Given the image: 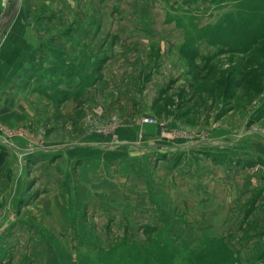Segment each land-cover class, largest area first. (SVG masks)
I'll return each mask as SVG.
<instances>
[{
    "label": "rangeland",
    "instance_id": "obj_1",
    "mask_svg": "<svg viewBox=\"0 0 264 264\" xmlns=\"http://www.w3.org/2000/svg\"><path fill=\"white\" fill-rule=\"evenodd\" d=\"M80 1L23 0L24 14L42 28L44 47L40 57L45 62V71L50 70L51 59L61 67L69 62V72H73L77 85L68 95L60 88L69 80L68 72L59 71L56 77H48V73L42 78L45 88L37 91H42V98L29 95L23 99L27 103V108L21 112L24 116L19 118L18 103L13 107L15 101L11 102L10 121L0 113V137L3 138L0 151L5 154L0 164V264H165L170 259L171 264H179L189 249H197L202 240L210 236H219L226 242L235 258L233 264H264V202L250 207L249 212L248 207L243 208L244 204L251 206L248 199L241 204L229 203L224 212H202L193 202L189 204L193 196L181 198L169 187L170 181L162 175L158 177L152 170L153 163L152 166L144 163L143 169L140 162L118 167L107 165L116 157L127 156L114 149L115 142L108 150L101 148L91 153L66 148L53 155L34 152L27 156L14 151L16 147L33 148L44 143H79L89 135L109 136L115 140L123 126L144 124L149 133L176 143L217 137L215 144L220 147L223 143L224 148L202 152L214 160L232 155L236 159L241 157L242 146L238 142L247 141L254 161L251 165L239 166L244 172L240 179L236 175L235 192L248 175L252 184H261L264 174V164L259 161L264 155V13L256 17L259 20L244 46L240 41H247L248 23L231 25L236 37L235 42L228 41L230 49V46L222 47L218 43L222 40L213 32L210 37L206 29L199 30L193 18L216 13L215 26L224 22L229 12L246 15L247 7L243 10L239 1L164 3L160 10L166 9L170 16L177 18L176 24L184 28L183 42L173 49L168 47L166 34L158 23L152 25L153 28L141 27L145 33L150 29V35L137 32L138 60L144 69L150 68L139 82L146 80L149 87L139 83L144 105L132 111V103H124L112 95L118 77L112 80L106 74L107 69L99 76L97 73L105 59L111 60L116 55L117 60L124 61L134 58L135 54H114L116 38L101 36L105 32L99 36L98 29L90 33L80 31L79 26L85 23L80 14L88 11ZM115 4V0H110L103 8L98 0H91L90 11L92 14L115 13L122 8ZM159 7L146 5L144 1L139 12ZM233 15L226 24L232 17L237 18ZM139 22L140 25L147 23L146 20ZM117 39L122 43L116 44L119 50L124 49L125 40ZM52 42L59 50L51 49ZM222 44L227 43L222 41ZM195 61H200L204 67L198 68ZM144 69L140 70V76ZM149 73L151 75L145 77ZM166 74L170 80L174 78L172 85L155 91L153 86ZM83 75L86 83L82 81ZM50 80L60 87H47ZM70 96L72 106L66 105ZM179 154L168 155L172 158L166 164L177 167L182 159ZM81 156L92 158L93 164L86 167L81 160L68 161V157ZM158 156L159 159L166 157ZM57 159H60L59 166L53 165ZM146 167L150 172H146ZM84 168L97 170L91 184L83 180ZM155 177L160 178L159 181ZM223 189L227 196L231 188L223 185ZM255 189L251 191L252 198L259 189V194L262 192L261 188ZM242 193L246 196L248 192ZM163 246L169 247L171 254L159 261L157 255Z\"/></svg>",
    "mask_w": 264,
    "mask_h": 264
},
{
    "label": "crops",
    "instance_id": "obj_2",
    "mask_svg": "<svg viewBox=\"0 0 264 264\" xmlns=\"http://www.w3.org/2000/svg\"><path fill=\"white\" fill-rule=\"evenodd\" d=\"M144 1H146V5L152 4L158 5L160 7L151 9L149 8L147 9L148 12L146 13L139 12L140 8H142L143 6ZM80 2L82 5H84V7H86L84 10H88L80 14L81 19L83 21L85 20V23L79 26L80 31L90 33V31H93V29H98L99 36L103 32H105V34H102L101 36H104L106 38H116V44L118 45L122 44L117 39L118 37H121L125 40L126 46L124 49L119 50V46L114 44V54L122 52L135 54L134 58H125L124 61L117 60L116 55H114L111 60L105 59L100 65L99 72L97 73V76H99L100 72L107 69L106 74H109L108 76L111 77L112 80L118 77L115 84H113L112 95L119 101H122L124 103H132L134 108L131 110L135 111L137 108L144 105L143 98L141 97V90L139 89V83H142L143 86L146 80L143 82H139V79L150 70V68L149 70L144 69L142 63L138 60V47H136L135 41L137 32L143 31V34L150 35L152 32L150 29H148V31L145 33L141 27H152V25L158 23L159 25H162L160 29L163 30L166 34V37L168 39V41H166V45L168 47L173 49L177 44L181 45L183 42V26H178V24H176L177 18L170 16L166 9H163L161 11L160 8L164 3L167 2L170 3H167L168 5H177L181 4V2L184 4H190L189 1L119 0L117 2V0H115V3H117L115 4L116 7L118 5L124 10L126 8V10H133V12H124L121 8L115 13L100 12L95 14H92V12L90 11L91 0H81ZM109 2L110 0H98V4H102L103 8H106L105 6H107ZM196 2L205 4L211 3L210 0H196ZM10 3L11 0H0V17L7 11ZM197 16L198 17L193 18V20L199 29L209 25L213 26L215 24L214 21H216L215 19L217 17L216 13H211L208 16ZM140 20H146L147 23H142L140 25ZM41 35L42 28L38 27L36 23L30 19V17L24 14L23 0H20V6L16 16L14 17L6 31L0 37V113L9 121L11 120L9 117L12 111V101H15L13 107H15L18 103V105L16 106V111H18L19 118H21L22 116H24V113L21 112L27 108V103L23 101V99H26L29 95L34 96L36 99L40 97L42 98V91H37L43 90L45 88V84L42 78L44 75H48V73V77H56L59 71L65 73L66 70L68 72L67 76H69V80L61 87L56 83L53 84V82L50 80V84L48 83L47 86L50 87V89L53 86L60 87L65 89L68 92V95H70L69 92L73 93V91L76 89L77 84L75 76L73 72H69L68 65L71 66L69 62H66L67 65L66 63H63V65L66 66L61 67L59 62H55L53 61V59H51V62H49V64L51 65L50 70H48L49 72L45 71L46 69L43 66L45 62H43L40 57V55L42 54L40 52H42V49L44 47H42L43 38L41 40ZM218 43L221 44L222 47L229 48L230 46L228 42L227 44H222V41L218 40ZM54 46L56 45L52 42L51 49L59 50V48ZM105 48H107V46ZM104 50L107 51V49ZM108 50L110 51L109 48ZM193 63L196 66L199 65L197 66L198 68L204 67L200 61H195ZM141 69L144 70L142 71V75L140 76ZM88 70H90L89 66L86 70L87 73L89 72ZM150 75L151 73L147 74L145 77L148 78ZM120 76L123 79H119ZM166 77L162 75L156 85L153 86L155 88V91L159 92L165 87L172 85L170 83L172 82V80H174V78L170 80L167 74ZM82 81L83 83H86L84 75ZM145 84V86L148 85L147 83ZM85 91L86 89L83 90L84 94L86 93ZM51 96L55 98L54 94H51ZM72 98L73 97L70 96V98L66 100V105L70 104V100ZM72 105L73 104L71 103L69 106ZM126 105L128 107L131 106L129 104ZM141 113H144V111L142 110ZM148 130L149 129L146 128L144 124H141V126L126 125L118 131V139L115 140H112V138L109 136L89 135L84 137L79 143H44L36 144L33 146V148L16 147L14 151L16 152V150H18L17 152L19 154H24L27 156H30L34 152L37 155L41 154L42 152H45L48 155H53L62 152L61 149L66 148H68V150L83 149L86 150V153H91L92 151H99V149L101 148L108 150L115 142L117 145L114 149L119 150L122 155L125 154L127 156L122 157V159H117L116 157L115 160L106 163L107 165H114L115 167H118L117 165L140 162L141 168L143 169L144 163L149 162L148 165L150 166H152L151 164L153 163L152 170L157 173V176L159 177L160 175H162L164 179L170 181L171 185L169 187L176 191L181 198L193 196L194 199L193 201L189 200V204H192L191 202H193L196 208L201 207L200 211L202 212H224L226 210V206H228L229 203L231 205H234V202L241 204L245 201V199H248V201L251 202V206H249L248 203L247 206L246 204H244L243 206V208L248 207L246 210L248 211L249 209H251L250 207L255 208L256 206H258V204L264 202V174H262L263 176L260 178L261 184H259V182H254V184H252L250 182L252 180H250V176H246V179L242 181L241 186L235 192V180L237 177H239L240 179V176L243 175L244 172L239 168V166L241 167L245 165H251L254 161V157L251 156L252 148L251 146H247V141L242 140L238 142V145L242 146L240 152L242 154L241 157L236 159L234 158V155H232L231 157H228L226 159L214 160L210 157L205 156L204 154L210 150L220 151L219 148H224L223 143L220 147L215 144L216 140H218L216 139L217 137L209 136L202 140L197 139L192 141L181 140L179 142L177 141L178 143H176L164 140L160 138L159 134L149 133ZM2 139L3 138L0 139V142L2 141ZM226 139L228 138L226 137ZM8 147H10V143H8ZM177 153H180L179 155H182V159L179 165L174 168L170 164H166V162H168L167 160L172 158L168 157V155L176 156ZM155 155L157 156V159L155 158ZM158 155H165L166 157L159 159L160 157ZM76 160H81V162L86 165V167L93 164L92 158L82 156L68 157L69 163L76 162ZM59 161L60 159H57L53 165H58L60 163ZM259 161H261V164H264V155H261V157H259ZM142 169L141 171H145ZM146 172H150L148 167H146ZM83 173L86 175L83 180L88 181V183L91 184V181L93 180V174H96L97 170L93 171L88 168H84ZM236 175L238 176L236 177ZM158 177H155L157 181H159L160 179ZM174 182H177L178 184L175 185ZM223 185H227L231 188L227 196L225 195V189L222 190ZM254 188H261L262 192L261 194H259V189L258 194H254L252 198L251 191ZM243 190L248 192L246 196L244 195V193H242L244 192ZM191 191L193 192L191 193ZM179 203H182V201L180 200Z\"/></svg>",
    "mask_w": 264,
    "mask_h": 264
},
{
    "label": "trees",
    "instance_id": "obj_3",
    "mask_svg": "<svg viewBox=\"0 0 264 264\" xmlns=\"http://www.w3.org/2000/svg\"><path fill=\"white\" fill-rule=\"evenodd\" d=\"M233 1L235 2L239 1V3L242 4L241 8H243V10L245 6L247 7L246 15L244 13L235 14V11H232L229 12V14H226L227 19L232 14H234L233 16H237V18L232 17L228 24H226L227 22L226 19L224 20V22H222L219 25H215V26L209 25L199 30L206 29L208 31V36L213 37V33H214L215 36H218L225 43H227L229 40H231L232 43L235 42L236 36H234L235 28L231 27V25L233 23H239L240 25H245V22H247L249 31L248 32L246 31L245 34L246 36L242 35L243 38L244 36L247 37V41L246 43L244 41L245 39L244 40L242 39L243 41H240V43H242V46H244L248 44V42L250 41V33L252 32L253 27L255 28L256 23L259 20L256 17L258 15L261 16L264 13V0H233ZM227 26L229 27L228 30H226ZM223 35L225 36L230 35V36L228 38H225ZM188 44L189 42L186 43V45ZM4 155H5L4 152L0 151V164L3 162ZM170 248L172 249L171 245ZM169 253L171 254V250L169 249V247L167 248L163 246L162 248H159V253L157 255V257L160 259L159 261H164L165 259H167L169 257ZM138 262H140V259ZM233 262H235V258L232 256V253L227 247L226 242L219 236H210V238H207L206 240H202L201 246L197 247V249L196 248L189 249L187 254L183 257V260L179 264H233ZM165 264H171V259L168 260V262H165ZM236 264L239 263L237 262Z\"/></svg>",
    "mask_w": 264,
    "mask_h": 264
},
{
    "label": "water",
    "instance_id": "obj_4",
    "mask_svg": "<svg viewBox=\"0 0 264 264\" xmlns=\"http://www.w3.org/2000/svg\"><path fill=\"white\" fill-rule=\"evenodd\" d=\"M20 6V0H13L7 11L0 17V37L6 31L14 17L16 16Z\"/></svg>",
    "mask_w": 264,
    "mask_h": 264
}]
</instances>
